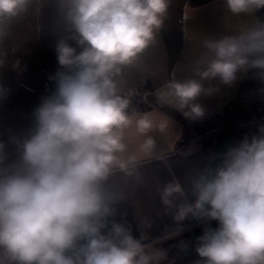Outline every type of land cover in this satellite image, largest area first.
I'll list each match as a JSON object with an SVG mask.
<instances>
[{"label": "clouds", "instance_id": "1", "mask_svg": "<svg viewBox=\"0 0 264 264\" xmlns=\"http://www.w3.org/2000/svg\"><path fill=\"white\" fill-rule=\"evenodd\" d=\"M49 2L58 28L54 90L25 134L0 140V264H175L167 249L146 242L147 232L137 237L117 219L128 178L156 153L153 133L166 135L175 124L158 108L140 110L135 92L123 90L126 71L156 46L171 0ZM222 2L247 22L218 38L206 35L190 74L178 78L174 69L143 93L145 105L152 96L160 108L195 121L205 114L198 99L219 85L249 71L264 81V18L256 15L264 0ZM45 3L0 0V42L31 11L42 16ZM159 194L179 236L186 219L204 222L193 264H264V125L219 163L193 169L183 184L173 178Z\"/></svg>", "mask_w": 264, "mask_h": 264}, {"label": "crops", "instance_id": "2", "mask_svg": "<svg viewBox=\"0 0 264 264\" xmlns=\"http://www.w3.org/2000/svg\"><path fill=\"white\" fill-rule=\"evenodd\" d=\"M248 19L247 17H231L225 11L222 1H213L197 7L187 4L184 11V46L174 68L177 77L183 78L190 74V64L202 54L201 43L206 35L218 38L226 31H233L243 25ZM16 50H20L19 54L24 59L32 54L38 61V67L30 69L29 65L27 68L24 64L16 67L14 58ZM58 68L55 56L42 71L40 70L38 47L21 46L13 50L14 74L22 85L34 92L35 96L31 102L13 107L14 115L0 114V140L7 142L10 136L23 135L30 129L34 109L44 96L54 90L55 82L50 77L55 74ZM171 74L167 46L160 31L156 46L149 50L138 67L126 71L128 79L123 90L125 93L134 91L135 94L151 92L168 81ZM245 74H238L237 80L231 86L219 85V90L212 95L201 96L197 102L204 108V115L223 110L238 94L239 82ZM148 99L152 101L151 105L140 106L134 102L133 105L142 111L158 108L175 124L170 126L166 135L153 133L157 140L156 153L153 157L142 161L138 169V177L128 178L125 184L126 201L121 202L117 219L127 220L133 234L137 237L140 232H147L149 239L146 242H151L177 231L170 216L165 214L164 206L160 200L159 192L164 183L176 178L183 184L186 175L193 169L219 163L223 153L230 147L237 146L245 136L251 137L258 134L260 125L236 131L218 132L196 140L202 133L201 127L191 125V120L186 119L178 111L167 107L160 108L152 96H149ZM17 107L23 110L30 109L32 112H16L14 108ZM9 148L11 150L12 146L9 145ZM156 156L161 159L157 160ZM166 161L167 166H165ZM146 219L153 222L150 230L144 227L143 222ZM195 223L197 224L194 225ZM191 225L194 226L181 232L180 236L176 234L153 244L167 249L169 259H174L175 264H193L198 259L195 252V239L202 234L205 225L204 222L189 218L180 224V228L183 229ZM210 226L216 227L217 222H210ZM181 241L189 245L186 251L179 248Z\"/></svg>", "mask_w": 264, "mask_h": 264}, {"label": "trees", "instance_id": "3", "mask_svg": "<svg viewBox=\"0 0 264 264\" xmlns=\"http://www.w3.org/2000/svg\"><path fill=\"white\" fill-rule=\"evenodd\" d=\"M188 0H171L168 18L161 34L169 55V71L174 70L184 46V11ZM264 18V9L256 13ZM58 28L53 16V7L46 0L43 14L31 11L24 19L16 23L8 36L0 42V114L14 115L12 108L27 104L34 98V92L22 85L13 71V50L28 46L39 49V68L42 71L56 56L54 51ZM191 125L201 127L202 133L197 139L223 131H236L246 127L264 125V81L253 78L247 72L239 82V92L227 106L215 113L204 115L191 121ZM195 223L194 225H196ZM183 228L185 230L193 227ZM178 234L177 231L149 243L159 242Z\"/></svg>", "mask_w": 264, "mask_h": 264}, {"label": "rangeland", "instance_id": "4", "mask_svg": "<svg viewBox=\"0 0 264 264\" xmlns=\"http://www.w3.org/2000/svg\"><path fill=\"white\" fill-rule=\"evenodd\" d=\"M213 1H222V0H188L186 2V5L188 4L189 6H193V7H197V6H201V5H205V4H208L210 2H213ZM20 50H16L14 52V58H15V62L17 64V61H19V66L21 64H24L27 68L30 67V69H34L33 67H38V61L37 59H35L32 54L29 55L28 58L24 59L19 53ZM29 65V67H28ZM36 65V66H35ZM30 84V83H29ZM13 110V109H12ZM14 110L16 112H32V110L30 109H26V110H23L22 108H14Z\"/></svg>", "mask_w": 264, "mask_h": 264}, {"label": "built area", "instance_id": "5", "mask_svg": "<svg viewBox=\"0 0 264 264\" xmlns=\"http://www.w3.org/2000/svg\"><path fill=\"white\" fill-rule=\"evenodd\" d=\"M142 95H143V93H141V92L135 94V96L133 97L132 103L134 102V103H137L140 106H143L144 103L142 101V97H141Z\"/></svg>", "mask_w": 264, "mask_h": 264}]
</instances>
